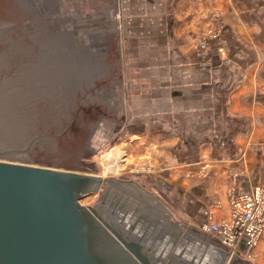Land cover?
<instances>
[{"label": "crops", "instance_id": "obj_1", "mask_svg": "<svg viewBox=\"0 0 264 264\" xmlns=\"http://www.w3.org/2000/svg\"><path fill=\"white\" fill-rule=\"evenodd\" d=\"M118 3L139 125L125 157L130 170L101 176L97 210L148 263L207 264L206 247L214 258L226 247L200 235L201 225L210 214L229 217L231 189L264 182V0ZM216 10L224 24L206 38ZM257 253L264 264V235Z\"/></svg>", "mask_w": 264, "mask_h": 264}, {"label": "rangeland", "instance_id": "obj_2", "mask_svg": "<svg viewBox=\"0 0 264 264\" xmlns=\"http://www.w3.org/2000/svg\"><path fill=\"white\" fill-rule=\"evenodd\" d=\"M122 15L118 0H0V153L9 156L2 161L103 178L130 170L125 157L133 154L140 104L129 97L136 79ZM223 15L211 14L217 28H206V38L219 33ZM102 198L99 183L76 201L101 210ZM114 199L109 208L118 211ZM198 233L207 237L203 225ZM257 246L242 255L263 264ZM228 249L223 257L207 247L201 255L222 264Z\"/></svg>", "mask_w": 264, "mask_h": 264}, {"label": "water", "instance_id": "obj_3", "mask_svg": "<svg viewBox=\"0 0 264 264\" xmlns=\"http://www.w3.org/2000/svg\"><path fill=\"white\" fill-rule=\"evenodd\" d=\"M2 152L0 157H9ZM13 161L0 159V264H106L94 252L97 236L90 233L88 223H96L112 241L106 243L110 255L122 250L116 264H152L95 206L88 210L76 201L97 191L100 175ZM227 264L251 263L238 261L235 253Z\"/></svg>", "mask_w": 264, "mask_h": 264}, {"label": "built area", "instance_id": "obj_4", "mask_svg": "<svg viewBox=\"0 0 264 264\" xmlns=\"http://www.w3.org/2000/svg\"><path fill=\"white\" fill-rule=\"evenodd\" d=\"M229 201V217L216 220L210 214L203 230L214 234L217 241L229 247L233 254L250 255L264 235V182L249 192L231 189Z\"/></svg>", "mask_w": 264, "mask_h": 264}, {"label": "flooded vegetation", "instance_id": "obj_5", "mask_svg": "<svg viewBox=\"0 0 264 264\" xmlns=\"http://www.w3.org/2000/svg\"><path fill=\"white\" fill-rule=\"evenodd\" d=\"M88 226H90V228H89L90 233H92V234L95 233V235L97 236L96 242H94V238L92 237V240L94 242L93 243V245H94V248L93 249H94V252L97 254L96 256H98L99 254H101L102 255L101 257L105 260V263L106 264L108 262L109 263H114V264L118 263L119 262L118 259H119L120 255L123 256V254H121L122 253V250H121V253L120 254L118 253V254H111L110 255L109 254V251H108V247L106 246V243H107V245L109 244V240L110 239L107 237L106 233H104L102 231V229L100 230L99 227H98V225L96 223H88ZM98 235H100V236L98 237ZM97 241H99V242H97Z\"/></svg>", "mask_w": 264, "mask_h": 264}, {"label": "bare ground", "instance_id": "obj_6", "mask_svg": "<svg viewBox=\"0 0 264 264\" xmlns=\"http://www.w3.org/2000/svg\"><path fill=\"white\" fill-rule=\"evenodd\" d=\"M110 153V152H109ZM107 155V154H106ZM109 155V154H108ZM112 156V155H111ZM107 158V157H106ZM116 165H118V164H116ZM112 167V166H111ZM114 168H116V167H114ZM111 169V168H110ZM117 170V169H116ZM106 217V216H105Z\"/></svg>", "mask_w": 264, "mask_h": 264}]
</instances>
